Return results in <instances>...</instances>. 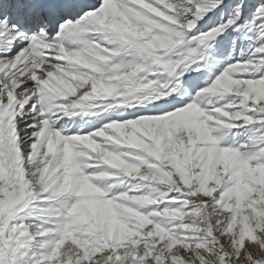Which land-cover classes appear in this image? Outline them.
<instances>
[{
    "label": "snow or ice",
    "instance_id": "1",
    "mask_svg": "<svg viewBox=\"0 0 264 264\" xmlns=\"http://www.w3.org/2000/svg\"><path fill=\"white\" fill-rule=\"evenodd\" d=\"M0 264H264V0H0Z\"/></svg>",
    "mask_w": 264,
    "mask_h": 264
}]
</instances>
